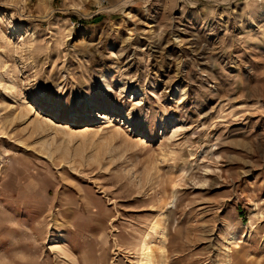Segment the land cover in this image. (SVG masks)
Here are the masks:
<instances>
[{"label": "rangeland", "instance_id": "obj_1", "mask_svg": "<svg viewBox=\"0 0 264 264\" xmlns=\"http://www.w3.org/2000/svg\"><path fill=\"white\" fill-rule=\"evenodd\" d=\"M146 244L264 264V0H0V264Z\"/></svg>", "mask_w": 264, "mask_h": 264}, {"label": "bare ground", "instance_id": "obj_2", "mask_svg": "<svg viewBox=\"0 0 264 264\" xmlns=\"http://www.w3.org/2000/svg\"><path fill=\"white\" fill-rule=\"evenodd\" d=\"M232 232V231H231ZM159 234V238H162L165 234H166V230L165 229H162ZM227 233V232H226ZM229 233V232H228ZM227 235V234H226ZM144 250H145V258H146V262L144 263H141V264H151L152 263V260H153V254H154V251H153V248L150 244H146L144 246Z\"/></svg>", "mask_w": 264, "mask_h": 264}]
</instances>
